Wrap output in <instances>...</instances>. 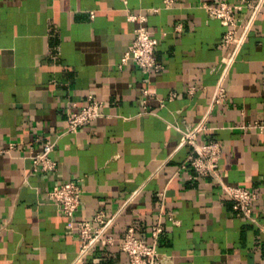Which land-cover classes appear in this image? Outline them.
I'll use <instances>...</instances> for the list:
<instances>
[{
    "label": "crops",
    "instance_id": "1",
    "mask_svg": "<svg viewBox=\"0 0 264 264\" xmlns=\"http://www.w3.org/2000/svg\"><path fill=\"white\" fill-rule=\"evenodd\" d=\"M239 1L0 0V264H130L118 240L132 226L151 244L160 221L164 264H264V130L248 127L264 122V7L228 72V101L209 114L234 47L222 48L227 28L203 5ZM129 15L157 38L160 73L121 66L140 26ZM250 17L238 15L243 25ZM89 95L105 116L67 133L68 109ZM200 125L201 145H221L224 183L260 192L253 221L185 167L182 138ZM45 143L58 162L47 176L28 159ZM70 181L83 188L72 219L48 198ZM99 212L115 217L117 241L77 262V226Z\"/></svg>",
    "mask_w": 264,
    "mask_h": 264
},
{
    "label": "built area",
    "instance_id": "2",
    "mask_svg": "<svg viewBox=\"0 0 264 264\" xmlns=\"http://www.w3.org/2000/svg\"><path fill=\"white\" fill-rule=\"evenodd\" d=\"M125 1V0H123ZM167 4L170 1L166 2ZM264 7V0H240L239 2L229 4L218 2L215 4H204L203 8L210 18L219 20L227 28L223 37L221 46L223 49L234 47L233 55L226 60L223 70V76L217 85L214 98L209 110L211 111L219 105L226 103L229 99L226 88V78L234 62L235 56L244 44L248 31L254 24L258 15ZM251 11V17L248 24L243 25L238 15L244 10ZM128 20L139 22L140 26L135 32L134 41L127 48L122 58V65L125 66L132 61L144 76L153 73H160L164 66L157 61L155 49L158 40L154 33L145 25L146 20L143 16L129 15ZM239 29L242 33L239 34ZM197 89L194 86L189 88V93L194 95ZM141 95L145 97L152 96L147 89L141 90ZM171 96L169 100L173 99ZM105 116L104 104L95 96L89 95L84 106L72 104L67 112L66 132L75 134L83 127L90 125ZM249 128H258L264 130V122L249 125ZM203 130V125L184 133L182 144L191 148V153L187 158L185 167H189L195 179L212 177L218 182L223 192L233 203L234 211L248 220H254L256 204L261 198L258 190H252L242 186H231L221 179L219 174V162L222 157L221 145L217 142H208L201 145L198 142V135ZM15 146H12L14 148ZM55 149L53 143H45L43 150L35 155L28 157L32 164L33 173L47 176L57 171L58 162L51 157ZM83 188L81 181H70L55 186L48 194V198L69 218H74L82 202ZM173 224L179 222L173 217L169 218ZM115 222V217L108 216L104 212H99L90 220L80 223L77 226L78 236L81 242V251L77 262L86 260L97 245L104 247L113 246L116 239L109 236V230ZM163 233L162 221L151 228L150 236L152 243L149 244L138 236L134 227H129L125 235L118 240L119 247L129 259L130 264H164L165 256L159 250V239Z\"/></svg>",
    "mask_w": 264,
    "mask_h": 264
}]
</instances>
